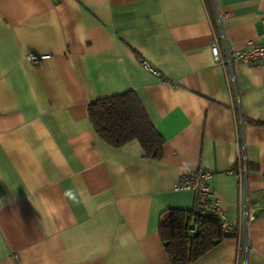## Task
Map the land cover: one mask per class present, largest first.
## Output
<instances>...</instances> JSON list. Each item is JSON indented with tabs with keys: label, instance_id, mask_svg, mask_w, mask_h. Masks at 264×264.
Returning <instances> with one entry per match:
<instances>
[{
	"label": "crops",
	"instance_id": "obj_1",
	"mask_svg": "<svg viewBox=\"0 0 264 264\" xmlns=\"http://www.w3.org/2000/svg\"><path fill=\"white\" fill-rule=\"evenodd\" d=\"M262 21L264 0H0V264H171L159 225L197 170L239 226L190 264H264V64L210 51L264 44ZM126 91L161 158L95 132L88 104Z\"/></svg>",
	"mask_w": 264,
	"mask_h": 264
},
{
	"label": "trees",
	"instance_id": "obj_2",
	"mask_svg": "<svg viewBox=\"0 0 264 264\" xmlns=\"http://www.w3.org/2000/svg\"><path fill=\"white\" fill-rule=\"evenodd\" d=\"M87 110L95 132L109 145L120 147L137 140L145 157L161 158L163 139L133 91L94 100ZM196 208L170 209L159 225V234L171 264H190L226 237L214 216L199 215ZM191 226H194L193 231Z\"/></svg>",
	"mask_w": 264,
	"mask_h": 264
},
{
	"label": "built area",
	"instance_id": "obj_3",
	"mask_svg": "<svg viewBox=\"0 0 264 264\" xmlns=\"http://www.w3.org/2000/svg\"><path fill=\"white\" fill-rule=\"evenodd\" d=\"M224 17V14H219V21ZM264 24V21H262ZM264 36V33H262ZM224 45L220 49L217 45V38H214L213 43L210 46V51L213 60L225 68H227L230 74H233V64L235 62H246L253 63L255 61H261L264 64V44H254L248 42L246 46L240 50H231L227 47L224 37L222 36ZM49 54H35L27 53L26 59L31 63H37L40 59L48 58ZM150 71L154 74L159 75L158 72L154 71L148 66L146 62H143ZM231 174H236L239 177L241 189L243 190L244 197L246 195V166L242 160V166L238 169L230 170ZM211 172L209 170H197L190 171L184 174L175 185V190H192L197 196V208L196 212L199 215L211 214L214 216L221 227L222 233L226 236H231L236 233L238 229V221L234 218L226 216L223 212L219 200L215 196L214 190L209 185V179ZM247 208L244 209V217L248 216ZM190 230H194V226L190 227ZM246 246L241 251H245Z\"/></svg>",
	"mask_w": 264,
	"mask_h": 264
}]
</instances>
